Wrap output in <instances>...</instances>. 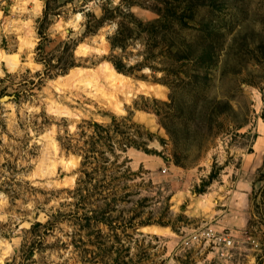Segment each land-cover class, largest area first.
<instances>
[{
  "label": "rangeland",
  "instance_id": "1",
  "mask_svg": "<svg viewBox=\"0 0 264 264\" xmlns=\"http://www.w3.org/2000/svg\"><path fill=\"white\" fill-rule=\"evenodd\" d=\"M263 123L264 0H0V264H264Z\"/></svg>",
  "mask_w": 264,
  "mask_h": 264
},
{
  "label": "crops",
  "instance_id": "2",
  "mask_svg": "<svg viewBox=\"0 0 264 264\" xmlns=\"http://www.w3.org/2000/svg\"><path fill=\"white\" fill-rule=\"evenodd\" d=\"M263 160H264V123H263V127L259 128V133H258L257 138L255 140V143L253 145V151L251 153H248L247 155H245L243 157V164H242L241 169L243 170V172L255 171L257 168H259L262 165ZM164 178H165V176H164ZM174 184H176V183H174ZM172 188L174 190H173V192H171V195L168 197V203H169L168 214L172 215V214H176L177 212L185 213L186 210L185 211L182 210V205L184 204L183 202H185V200L187 199L189 190H187L186 188L182 189V188L177 187V186H173ZM163 189L166 190V187L163 186ZM225 189L230 193V195H228V197H227L228 199L225 201L224 204H227V206H229L232 203H235V201H233L234 198L245 195V193L242 192V190H244V191L248 190L249 189V183L247 181H242L241 183L235 184L232 187L231 186L228 187L225 185ZM224 204L222 205L223 210L227 212V215L225 217H223L220 220V222L222 224L232 225L233 220L230 219V216L233 215L232 214L233 209H230V207H227ZM229 212H231V213H229ZM225 218H227V219H225ZM198 222H200V220ZM194 225L192 226L190 231L195 230ZM152 227L159 228L162 232L153 233L152 231H150V229ZM186 229L189 230V227L183 228V230H186ZM142 230H143V233L144 232L152 233L154 236H159L160 238H165V239H167V241L169 240L168 241L169 245L167 246V248L164 247V248H166V251H167L166 254H168V255L176 254V252H177V248H176L177 245L176 244L178 243L176 241V238H180L181 236L179 235V233L177 232V229L172 225L171 222H167L165 224H161V223L148 224V225L143 226Z\"/></svg>",
  "mask_w": 264,
  "mask_h": 264
},
{
  "label": "built area",
  "instance_id": "3",
  "mask_svg": "<svg viewBox=\"0 0 264 264\" xmlns=\"http://www.w3.org/2000/svg\"><path fill=\"white\" fill-rule=\"evenodd\" d=\"M203 242L212 243L213 245H224L226 249H230L233 246L232 236L229 233L218 232L214 228H208L203 233H197L192 235L185 241V245L190 247L194 245H201Z\"/></svg>",
  "mask_w": 264,
  "mask_h": 264
},
{
  "label": "trees",
  "instance_id": "4",
  "mask_svg": "<svg viewBox=\"0 0 264 264\" xmlns=\"http://www.w3.org/2000/svg\"><path fill=\"white\" fill-rule=\"evenodd\" d=\"M116 65V68L119 70V71H121L122 69H121V67L116 63L115 64ZM72 67V66H71ZM47 71H48V69H47ZM56 75V74H55ZM47 77L48 78H52L53 77V75L52 74H50V73H47Z\"/></svg>",
  "mask_w": 264,
  "mask_h": 264
},
{
  "label": "bare ground",
  "instance_id": "5",
  "mask_svg": "<svg viewBox=\"0 0 264 264\" xmlns=\"http://www.w3.org/2000/svg\"><path fill=\"white\" fill-rule=\"evenodd\" d=\"M121 76V75H120ZM120 78V77H119ZM121 79V78H120Z\"/></svg>",
  "mask_w": 264,
  "mask_h": 264
}]
</instances>
